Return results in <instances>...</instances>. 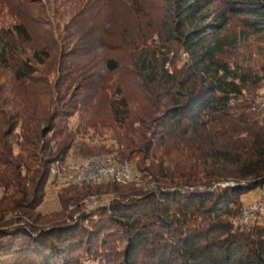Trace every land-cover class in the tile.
<instances>
[{
    "label": "trees",
    "instance_id": "trees-1",
    "mask_svg": "<svg viewBox=\"0 0 264 264\" xmlns=\"http://www.w3.org/2000/svg\"><path fill=\"white\" fill-rule=\"evenodd\" d=\"M164 2L167 17L133 45L156 37L189 60L172 72L155 56L144 62L135 102L110 81L97 82L119 71L115 59L98 62L78 45L59 49L21 18L0 29V264H85L87 257L100 264H264V217L235 223L242 198L264 179V0ZM42 17L28 16L39 25ZM235 24L241 37L263 45L256 48L261 62L242 58L239 37L230 35ZM89 131L108 133L117 161L136 162L163 187L126 193L127 184L110 180L118 196L97 210L40 216L51 169ZM94 137L76 147L79 156L112 151ZM230 181L236 184L218 185ZM92 189H68L59 195L62 209L79 207Z\"/></svg>",
    "mask_w": 264,
    "mask_h": 264
},
{
    "label": "rangeland",
    "instance_id": "rangeland-1",
    "mask_svg": "<svg viewBox=\"0 0 264 264\" xmlns=\"http://www.w3.org/2000/svg\"><path fill=\"white\" fill-rule=\"evenodd\" d=\"M166 9L164 0H0V29L9 27L21 18L28 24L35 35L47 33L49 44L57 45L59 49L71 50L78 45L79 47L91 49L98 58V62H101L102 59L104 60L105 57L115 59L120 65L119 71L110 76L102 74L97 79V82L102 85L105 83L104 80L110 81L117 92L121 91L130 102H135L141 94L137 70L143 69L142 64L144 62H150L149 60H152L153 56H155L156 60L161 63L165 62L166 70L172 72L175 68H182L189 60V56L184 49H181L178 45H173V47L166 49L156 37L147 41L146 45L144 47L141 46L139 49L133 45L134 40H137L140 36L142 37L146 32L157 29L167 17ZM31 15L34 18L43 16L41 18L42 25L29 21L28 16ZM230 35L239 37L237 49L242 54V58H250L248 64L254 65L257 61L261 62V57H259L261 50L256 48H263V45L254 41V38L241 37L240 28L237 24L231 29ZM136 63L140 64L137 68L135 67ZM103 66L102 64L101 70H104ZM259 94L260 98L258 101L260 102V99L264 96V88L260 90ZM105 102H107V97H104L101 104H99L100 111L103 113ZM79 123L78 115L70 119L69 128L73 134L77 132ZM94 136L93 131H89L84 135L79 134L76 136L75 146L79 147L83 143L88 144L90 142L89 137L93 138ZM109 137L107 133L101 138L95 136L94 139L98 144L106 145L109 150H112L104 154H118V147ZM76 147L70 151L65 163L59 164L72 167L73 165H80L84 160H87L78 155ZM127 163L133 168L134 173L139 175V181L123 185L129 186L126 193L133 191L147 193L163 187L152 176L142 174L137 169L136 162ZM110 182L85 184L90 185L94 193L82 200L79 207L71 204L66 209H62L59 195L64 194L75 185H68L50 177L46 187L45 198L38 207L37 212L40 216L49 220L50 218L69 216L77 212L78 208L86 210L88 214L110 203L118 196L110 190ZM250 182L245 181L240 184L241 186H246ZM235 184V182L230 181L218 185L233 186ZM99 188L102 190H98ZM127 189L121 188L120 192H125ZM2 195V191H0V198ZM259 197V189L245 195L242 198L243 208L241 212L243 213L246 208L256 205L259 202ZM259 217H264V214H258L256 219L247 224L254 223ZM239 222L240 218L235 221V223ZM85 264L100 263L91 257H87Z\"/></svg>",
    "mask_w": 264,
    "mask_h": 264
},
{
    "label": "bare ground",
    "instance_id": "bare-ground-1",
    "mask_svg": "<svg viewBox=\"0 0 264 264\" xmlns=\"http://www.w3.org/2000/svg\"><path fill=\"white\" fill-rule=\"evenodd\" d=\"M260 107H264V96L260 99ZM116 157L117 154H104L102 156L84 160L80 165H73L72 167L63 166L58 163L52 168L50 176L56 180L58 178V181L64 182L68 185H81L104 183L113 180V173H106V169H112L115 166L123 168V170L134 171L127 162L121 163L119 160H116ZM72 170H74V173H72ZM103 176H106V179L97 178ZM114 181L121 184H132L137 183L139 177L133 179H114ZM263 187L264 179L262 180L261 188Z\"/></svg>",
    "mask_w": 264,
    "mask_h": 264
},
{
    "label": "built area",
    "instance_id": "built-area-1",
    "mask_svg": "<svg viewBox=\"0 0 264 264\" xmlns=\"http://www.w3.org/2000/svg\"><path fill=\"white\" fill-rule=\"evenodd\" d=\"M260 108L264 109V107H260ZM72 173H74V170H72ZM106 173H113V180L133 179L135 177H139V175L135 174L134 171L123 170V168H118V166H115L112 169H106ZM97 178L106 179V176L97 177ZM57 180L59 179L57 178ZM259 191H260L259 202L256 205H253L252 207L243 210V213L240 217V222H239L240 224H247L251 222L253 219H256L258 214H264V187L259 188Z\"/></svg>",
    "mask_w": 264,
    "mask_h": 264
},
{
    "label": "water",
    "instance_id": "water-1",
    "mask_svg": "<svg viewBox=\"0 0 264 264\" xmlns=\"http://www.w3.org/2000/svg\"><path fill=\"white\" fill-rule=\"evenodd\" d=\"M256 181H254L253 183H255Z\"/></svg>",
    "mask_w": 264,
    "mask_h": 264
}]
</instances>
